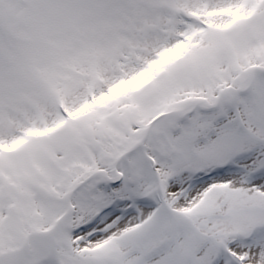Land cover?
I'll use <instances>...</instances> for the list:
<instances>
[{
	"label": "snow or ice",
	"instance_id": "1",
	"mask_svg": "<svg viewBox=\"0 0 264 264\" xmlns=\"http://www.w3.org/2000/svg\"><path fill=\"white\" fill-rule=\"evenodd\" d=\"M0 264H264V0H0Z\"/></svg>",
	"mask_w": 264,
	"mask_h": 264
}]
</instances>
